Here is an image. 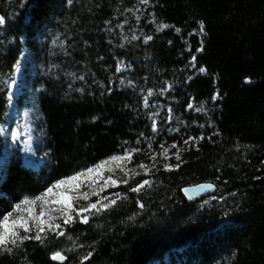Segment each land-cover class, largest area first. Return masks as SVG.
Segmentation results:
<instances>
[{"label":"trees","instance_id":"trees-1","mask_svg":"<svg viewBox=\"0 0 264 264\" xmlns=\"http://www.w3.org/2000/svg\"><path fill=\"white\" fill-rule=\"evenodd\" d=\"M147 5L141 0H0V16L6 18L0 27L3 81L14 74L24 50L35 54L42 32L56 38L51 53L38 61L46 65L58 50L68 51L79 66L89 64L87 78L93 73L100 78L81 94H55L48 83L39 108L51 166L31 171L9 160L0 179V211L37 194L46 182L128 149L143 150L124 161L127 170L140 175L130 174L127 185L105 192L127 199L115 197L114 206L91 215L87 224L68 226L67 243L54 234L43 244L25 241L17 252L0 254V264H146L178 248L186 249L194 264H264V0H149ZM141 6L140 17L130 14L123 22L135 20L138 39L119 38L120 27L119 39L109 44L104 24L115 12L133 13ZM161 23L170 27L158 31ZM76 31L86 44L70 47L64 39ZM146 36L153 38L146 43ZM201 43L203 51L197 52ZM6 109L4 99L0 125L7 120ZM173 143L180 149V167H163L178 163L176 148L167 158L157 155L153 167L150 155ZM141 162L150 170L139 169ZM145 179L150 187L129 191ZM200 183L215 187L206 195L215 196L214 202L203 210L198 202L205 196L190 202L182 193ZM54 250L67 257L64 263L51 261Z\"/></svg>","mask_w":264,"mask_h":264},{"label":"rangeland","instance_id":"rangeland-1","mask_svg":"<svg viewBox=\"0 0 264 264\" xmlns=\"http://www.w3.org/2000/svg\"><path fill=\"white\" fill-rule=\"evenodd\" d=\"M142 5H145V8L148 6L145 3H142ZM143 12L144 8L142 6L140 8L137 7L136 11L133 13L125 12L126 14H118L115 12L112 15L111 22L104 24V27L109 29V36L112 38V40L109 41V44L113 45L114 41L119 38L127 39L134 35H138L140 33L138 32L139 28L133 24L135 23V20L130 24H123V22L130 17V14H136L134 17L138 18ZM157 26L156 29L158 30ZM120 27L121 34H119L118 38L116 31L118 32ZM78 31L70 33V35L64 39L67 43H70V47L86 44L82 40L83 33ZM55 38L56 37L54 35H46L44 32L39 34L35 41V45L38 48L36 52L34 51L35 54L28 53L27 50H24L19 70L16 68L14 74L4 81L0 75V105L4 99L7 102V120L4 124L0 125V179L3 177L6 164L11 159H17L21 166L31 171H39L41 169L49 170V167L51 166V159L49 156L50 149L43 125L44 115L39 108L40 99L44 94L43 91L46 90L48 83L51 86L50 89L55 94L63 93L64 95H67L66 91H73L72 93L81 94L83 92L82 88L86 87V89H88L89 86L94 88L95 83L97 84L99 82L100 78H98V76L94 73L91 77L89 76V78H87V71L91 70L89 64L83 62V64L79 66L80 63L77 62V59L74 57L71 59L68 55V51L66 53L65 51L61 53V51L58 50L57 52L59 54L52 58L55 64L53 61L51 63L52 59L47 61L45 60L46 65L51 63L52 67L49 65L46 68L43 60L38 61L37 57L42 56L47 52L51 53V46L54 43ZM46 40H49L47 42V44L49 43L47 45L49 48L48 50L44 47ZM81 77H83V79H81ZM15 80H17L18 84L16 86V93L13 94V88L11 87V89H9V85L11 86V81ZM12 130H17L18 132V139L16 141H13L11 137ZM113 156H122V154H114L105 160H109ZM121 166L125 169V171H127L124 166V161H110L105 167L107 169H113L114 171H105L102 177L93 174V177L91 178H81L83 181L81 191L91 192L92 188L99 191V196H90V200L92 202L94 199L96 201L98 199H102L103 197L114 199V193L106 194L105 192L115 187L102 188V186L105 183V179L109 175L116 180L128 179L131 173L129 172V175L125 176L124 172L121 171ZM93 180H95V183H92ZM54 182H46L37 194L27 197L31 198L39 195ZM89 184H91V187H89ZM25 197L26 196H23L19 201ZM214 200L215 196L213 195L205 196L198 202V209L203 210L204 208L209 207ZM15 203L11 204L9 211H11L12 206ZM80 203L85 204L87 201L81 200L79 201V204ZM6 212L8 211H0V218H2ZM37 212H39V207H37ZM228 223V220L224 219L223 224ZM57 238H59V236L55 239ZM64 238L66 239L64 242L65 244L69 241V236L65 235ZM16 250L17 248L13 249L11 254L18 251ZM61 250L64 251V249ZM57 251L61 252L60 250H54L52 254ZM188 255L189 253L186 249L178 248L171 254H164L162 258L155 259L153 262L150 261L146 264H194L193 260H188Z\"/></svg>","mask_w":264,"mask_h":264},{"label":"snow or ice","instance_id":"snow-or-ice-1","mask_svg":"<svg viewBox=\"0 0 264 264\" xmlns=\"http://www.w3.org/2000/svg\"><path fill=\"white\" fill-rule=\"evenodd\" d=\"M68 2L71 3V0H68ZM141 2L147 4L149 0H141ZM5 23L6 18L4 16H0V27L5 25ZM157 27L158 30L162 31L169 28L170 25L161 23ZM177 31H179V29H177ZM199 33L204 34L203 22H200ZM152 38V36H146L145 42L147 43L148 41L152 40ZM132 39L135 40L138 39V37L134 35L132 36ZM196 51H203L202 43ZM195 60L196 56L193 55V64ZM19 65L20 61L18 60L16 64L17 70H19ZM119 70L120 69L118 67L117 71ZM199 71L205 72L206 69L200 68ZM81 79H83V77H81ZM246 82L250 83L251 81L246 80ZM9 89H11L10 85ZM152 94V91L149 90L148 96H151ZM218 98L219 92H217L213 96L214 100ZM144 103L147 107V97H145ZM188 108H193V104L189 103ZM199 110L200 109H197V111ZM169 113H171V108H169ZM169 119H171V116L169 117ZM155 129L156 124L155 121H153V130L155 131ZM11 137L13 141H16L18 139L17 130H12ZM202 139H204L203 136L199 138L189 137L184 141V144H195L197 140ZM161 148L163 149L161 153L150 155V159L154 162L153 167L155 166L157 155H162L167 158L169 150L171 148H176L177 151L176 153H174V155L178 163L174 166L164 164L163 167L165 170H172L173 167L179 168L181 156L180 149L177 147V144L173 143L168 148H165L163 145H161ZM149 150H151V142H149ZM141 151L143 150L140 148L128 149L122 156H113L109 160L101 161L93 166L76 172L69 177L61 178L48 186L39 195L31 198L26 196L18 203H15L12 206L11 211L6 212L2 216V218H0V254H11L13 252V249L20 247L25 241L29 240H35L43 244L49 234L63 237L66 234V228L68 226L77 222L87 224L91 215L99 214L101 211L107 210L111 206H114L117 203V199H109L108 197H103L102 199H98L95 202H92L90 200V196H99V191H97L95 188H92L91 192H82L81 188L83 187V181L81 178H91L93 177V174L102 177L105 171H114L113 169H107L105 167L110 161H131L132 155ZM137 167L141 170H150L149 166L145 165L143 162L137 165ZM158 170L159 169H157V171ZM121 171L124 172L125 176H128L129 172H131L132 175H140V172L136 171V169L125 171L122 166ZM92 183H95V180H93ZM120 183L127 185L128 180H116L113 179L111 175H109L105 179V183L102 188L116 187ZM150 186L151 182L145 179L141 183H138L136 186L130 187L129 191L131 193H140L145 187ZM89 187H91V184H89ZM207 187L213 186L208 185ZM113 195L120 199H127V195L120 192H116ZM81 200L87 201L86 205H79V201ZM76 205L79 206L77 207ZM37 207H39V212H37ZM140 207H143V205L141 204ZM88 255L90 256L91 253H89ZM51 259L54 261L60 260L61 262H63L67 259V257L61 252L57 251L51 256ZM84 259H88V256H85Z\"/></svg>","mask_w":264,"mask_h":264},{"label":"water","instance_id":"water-1","mask_svg":"<svg viewBox=\"0 0 264 264\" xmlns=\"http://www.w3.org/2000/svg\"><path fill=\"white\" fill-rule=\"evenodd\" d=\"M208 185H212L213 187H207ZM187 190V191H185ZM215 190V187L212 183H200L193 186H188L183 188L182 193L183 195L190 201H195L196 199L211 194ZM52 262L57 263H64L65 261L61 262L60 260H52Z\"/></svg>","mask_w":264,"mask_h":264},{"label":"bare ground","instance_id":"bare-ground-1","mask_svg":"<svg viewBox=\"0 0 264 264\" xmlns=\"http://www.w3.org/2000/svg\"><path fill=\"white\" fill-rule=\"evenodd\" d=\"M17 80L11 81V87L13 88V94L16 93Z\"/></svg>","mask_w":264,"mask_h":264}]
</instances>
